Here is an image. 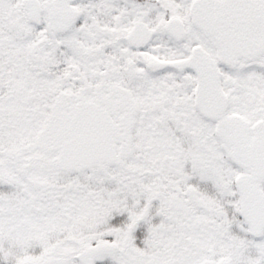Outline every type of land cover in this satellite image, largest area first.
Instances as JSON below:
<instances>
[{
    "label": "snow or ice",
    "instance_id": "snow-or-ice-1",
    "mask_svg": "<svg viewBox=\"0 0 264 264\" xmlns=\"http://www.w3.org/2000/svg\"><path fill=\"white\" fill-rule=\"evenodd\" d=\"M0 264H264V0H0Z\"/></svg>",
    "mask_w": 264,
    "mask_h": 264
}]
</instances>
